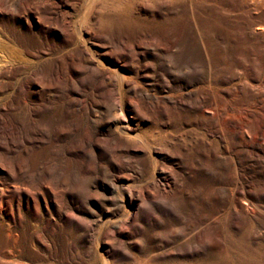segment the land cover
Masks as SVG:
<instances>
[{
	"label": "rangeland",
	"instance_id": "1",
	"mask_svg": "<svg viewBox=\"0 0 264 264\" xmlns=\"http://www.w3.org/2000/svg\"><path fill=\"white\" fill-rule=\"evenodd\" d=\"M238 4L0 0V264H264V14Z\"/></svg>",
	"mask_w": 264,
	"mask_h": 264
},
{
	"label": "bare ground",
	"instance_id": "2",
	"mask_svg": "<svg viewBox=\"0 0 264 264\" xmlns=\"http://www.w3.org/2000/svg\"><path fill=\"white\" fill-rule=\"evenodd\" d=\"M239 7L244 13H260L264 14V0H237ZM250 32L264 34V25L254 24L250 27ZM262 34V35H263ZM1 53V52H0ZM3 61V60H2ZM248 122V120H246Z\"/></svg>",
	"mask_w": 264,
	"mask_h": 264
}]
</instances>
